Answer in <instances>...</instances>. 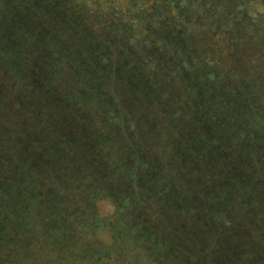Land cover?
Listing matches in <instances>:
<instances>
[{
    "label": "rangeland",
    "instance_id": "rangeland-1",
    "mask_svg": "<svg viewBox=\"0 0 264 264\" xmlns=\"http://www.w3.org/2000/svg\"><path fill=\"white\" fill-rule=\"evenodd\" d=\"M61 3L0 0V264H264V0H157L122 12L101 40L70 17L59 18L68 45L37 39L38 10ZM172 8L183 41L153 29ZM62 53L74 86L43 78ZM179 72L183 89L159 83ZM184 89L195 116L173 108ZM15 109L33 114L20 135ZM221 115L241 126L222 130Z\"/></svg>",
    "mask_w": 264,
    "mask_h": 264
},
{
    "label": "trees",
    "instance_id": "trees-1",
    "mask_svg": "<svg viewBox=\"0 0 264 264\" xmlns=\"http://www.w3.org/2000/svg\"><path fill=\"white\" fill-rule=\"evenodd\" d=\"M157 0H46V2H62L58 9L57 12L55 14H49V10H48V6L44 5L42 6L41 10H38L36 16L34 17V24L36 26L35 32L40 33L38 34V38H41V36L44 35H49L53 36V38H57L56 40H59L61 45H68L67 43V38L68 35H66L65 33L68 31L61 26V22L60 19H63L65 17H70V22L74 23V30L78 33L79 36H83V35H88V36H92L94 35V39H98L101 40L104 38V34L107 32L106 27H108L110 23V21H112V24L117 25V17L119 18L120 14L122 12H127V11H140V14H143L145 12H148L149 9L154 8V3ZM105 2H107V6H104ZM110 3H112V6H110ZM100 6V7H99ZM100 12V13H99ZM113 13V14H109V15H115L114 17V21H113V17L112 18H107L105 20H102L101 22L97 20V15H100L101 13ZM175 13V17H177L178 20L174 21L173 18L171 17L173 14ZM170 18L168 20H165V22H161L158 23L157 21H155L154 19L151 20V23H153L154 25H157V27H153L154 30H158V31H168L169 34H173L175 32H179V36L181 37L180 40H184L186 34V27H182L183 24L185 23L183 21V16L178 12H175V10L172 8L170 10V14H169ZM60 18V19H59ZM121 20V19H120ZM125 21V18H123L122 22ZM101 23H104L103 25H105V29L101 28ZM199 25V24H198ZM188 29V27H187ZM21 31H23L22 33L28 37V34L31 30H23V27L21 29ZM27 31V32H26ZM62 31V32H61ZM112 31L114 33H112V35H114V37H117L116 34V30L115 28L112 29ZM140 31H143V29H140ZM76 33V35H77ZM86 33V34H84ZM121 33L126 34L128 36L127 33H129L127 30H123L121 31ZM136 33H140L139 30H136ZM68 34H70V31L68 32ZM131 36V38H135L137 37L133 32L129 33ZM22 35L21 38L24 36ZM75 35V34H74ZM145 35H147V33L145 32ZM147 37V45H154V41H151V39H153V35H151L150 33L146 36ZM43 38V37H42ZM46 38V37H45ZM191 37L189 38L190 41ZM43 42L45 41L44 39ZM192 43H194L195 41L191 39ZM24 43V42H23ZM30 43V40L25 41L24 43V47H26L28 44ZM186 45V43H185ZM177 47H172L170 46L169 52L172 50H176ZM140 50H137L133 53L134 58H138L140 60V63L145 62L144 68L145 70L147 69H158L156 68L155 64L157 63L156 57L154 59H149L148 58V54H143L141 52H139ZM159 51H168L165 48H162V45H160L159 47H156V51H152V52H159ZM150 52V51H149ZM216 53V52H215ZM166 54V53H165ZM64 56V53H62V55L60 56L58 62L61 64L62 67L60 66H56V68H54L52 70V72L50 74H48L47 76H44L43 78L46 81H50L51 84L53 85H58L59 83H64L65 81H67L68 83H70L69 85L74 86V84H77V81L79 82V80L73 76L69 66L67 65V57L61 58ZM165 58L169 61L171 59V53H168L165 55ZM167 61V62H168ZM185 63V64H184ZM182 65V68H180V70H187L189 67V64L187 62V58H186V62H184ZM64 65V67H63ZM158 65V63H157ZM262 66V65H261ZM48 68V67H45ZM50 70V68H48V70H45L44 72H48ZM181 76L182 74L179 72V74L176 76L178 77V79L176 80L175 78L171 77L170 80L165 79L163 81H159V83L161 85H163V88H167L165 90H170L171 92H176L177 88L178 89H183V81L181 82ZM164 77L163 72L159 73L157 78L158 79H162ZM207 77V76H206ZM129 81H132L133 79V74L129 73V75L126 77ZM208 78V77H207ZM16 79L19 80V78L16 77ZM135 81V80H134ZM137 85H141L140 81L137 82ZM19 84V83H18ZM13 83L9 84V90H8V95L10 97H13L15 99L21 98L23 96V94H21L18 90V88H20L18 85L17 86H13ZM139 87V86H138ZM169 87V88H168ZM172 87V88H170ZM173 87L176 88L173 91ZM187 88V87H186ZM7 89V87H5V90ZM185 91V89H184ZM208 91H203L204 93H207ZM186 91L183 92L181 94V97H179V99H177L174 103L175 105H173V108L176 109L177 106L179 108V110H183V112L188 111L190 114H192L193 116L194 113L191 111L192 109H190V105L185 106L183 101L186 99L185 95H186ZM29 94H31L28 90L27 87L24 90V96H29ZM160 96H162L163 98L166 97L167 92L162 91L160 93H158ZM74 97V94H73ZM72 98V97H69ZM167 102V101H166ZM165 102L164 104H160L159 108H164V106H166V110L169 111L170 109H172L173 114H177V110H173V108L170 106V109H168V103ZM259 104H263L264 107V102L262 101H256ZM205 105V104H204ZM36 108V104L34 103V101L32 102L30 109L31 110H35ZM84 110L89 109V107L85 106ZM21 110H25V109H21ZM21 110H12L13 113V118H12V123L9 122V128L13 131H15V133L17 134H23L25 127L27 126L29 120L31 119L30 116L33 114H29V117H25L24 114H19L21 112ZM227 110V109H225ZM228 111V110H227ZM31 113V112H29ZM18 114V115H17ZM91 114H96V112H92ZM16 117V118H15ZM100 117V116H98ZM257 118V117H256ZM44 119V118H43ZM46 120V119H44ZM48 122V121H47ZM216 122L219 123L218 125L222 128V130H225V128L227 127L229 130H233L235 128H239V126L241 125H235V124H230L231 120L229 118H227V120L221 115L219 117L216 118ZM250 122H253V120H251ZM260 124V122L258 123ZM242 125H244V128L253 126L252 124H248V126H246L245 122H242ZM22 137L24 135H21ZM203 141V139H201ZM260 142V140H259ZM258 145V144H257ZM224 151H228L227 146L225 147ZM232 152V150H230ZM232 156H234V154L231 153Z\"/></svg>",
    "mask_w": 264,
    "mask_h": 264
}]
</instances>
